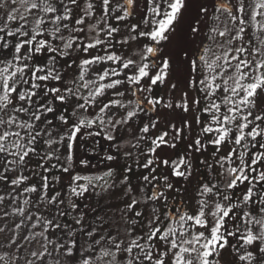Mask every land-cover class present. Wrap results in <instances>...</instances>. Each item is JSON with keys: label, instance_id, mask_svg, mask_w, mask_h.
<instances>
[{"label": "snow or ice", "instance_id": "1", "mask_svg": "<svg viewBox=\"0 0 264 264\" xmlns=\"http://www.w3.org/2000/svg\"><path fill=\"white\" fill-rule=\"evenodd\" d=\"M0 264H264V0H0Z\"/></svg>", "mask_w": 264, "mask_h": 264}, {"label": "rangeland", "instance_id": "2", "mask_svg": "<svg viewBox=\"0 0 264 264\" xmlns=\"http://www.w3.org/2000/svg\"><path fill=\"white\" fill-rule=\"evenodd\" d=\"M184 83L180 81V87L183 88ZM88 201H84V203H87Z\"/></svg>", "mask_w": 264, "mask_h": 264}, {"label": "trees", "instance_id": "3", "mask_svg": "<svg viewBox=\"0 0 264 264\" xmlns=\"http://www.w3.org/2000/svg\"><path fill=\"white\" fill-rule=\"evenodd\" d=\"M182 83H183V79L181 78V80H180ZM183 87H184V85H183Z\"/></svg>", "mask_w": 264, "mask_h": 264}]
</instances>
